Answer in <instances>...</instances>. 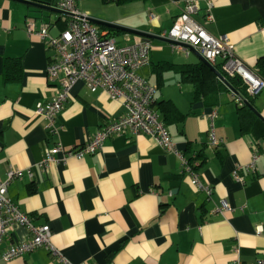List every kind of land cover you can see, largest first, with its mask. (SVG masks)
I'll return each mask as SVG.
<instances>
[{"label":"crops","instance_id":"0c3cea01","mask_svg":"<svg viewBox=\"0 0 264 264\" xmlns=\"http://www.w3.org/2000/svg\"><path fill=\"white\" fill-rule=\"evenodd\" d=\"M207 1L212 4V21L204 22L202 10L194 20L212 37H226L236 58L264 80V0H147L122 6L97 0L104 7L83 0L77 8L90 17L103 13L93 18L99 21L161 35L186 4L197 3L204 9ZM67 21L65 15L0 0V179L5 180L10 171L22 173L9 183L6 197L34 225L49 226L50 244L67 264L264 260V139L240 129L234 94L220 80L225 88L193 101L191 84L181 82L173 71L160 72L163 63L182 65L187 62L180 59L190 58L170 45L152 41L150 62L137 75L155 87L153 110L161 121L164 102L184 115L181 120L171 119L166 128L186 159L201 155L193 164L200 182L210 189L209 196L192 186L175 155L144 135H115L97 154L64 162L61 154H54L59 163H50L47 170L40 166L46 148L78 149L103 124L124 113L120 102L103 91L91 93L82 82L70 90L54 120V134L48 132L47 121L34 113L38 103L55 97L63 80L61 75L53 81L46 77L56 52L37 33L46 27L48 37L56 38ZM28 23L36 34L28 35ZM96 28L114 40L120 35L121 42L115 40L118 45L141 39ZM6 60L18 61L19 68L10 65L18 80H4ZM254 108L264 113V90L254 98ZM212 112L216 113L214 135L221 141L218 147L209 144ZM255 150L259 159L254 171L240 173L242 181L236 182L235 167L248 165ZM222 201L230 211L220 210ZM27 239L26 228L15 226L0 252ZM9 264L63 263L42 247Z\"/></svg>","mask_w":264,"mask_h":264},{"label":"built area","instance_id":"2783aa9c","mask_svg":"<svg viewBox=\"0 0 264 264\" xmlns=\"http://www.w3.org/2000/svg\"><path fill=\"white\" fill-rule=\"evenodd\" d=\"M81 1L83 0H59L53 6L68 15L65 30L58 37H48L46 27L37 33L43 41H46L47 46L56 52L46 68V77L49 81H53L61 75L63 80L55 97L49 102L38 103L34 113L47 121L48 132L54 134V120L61 112L76 82H82L91 93L105 92L110 100L121 103L124 113L103 124L99 131L78 149L65 151L61 145H56L51 149L46 148L40 166L47 170L50 163H59L60 161L53 157L54 154L62 155L61 162L71 157L82 158L85 155L97 154L106 140L115 135H144L154 139L167 153L175 155L182 164L184 172L189 176L192 186L209 196L211 191L200 182L194 164H190L186 157L176 149L166 126L153 110L155 87L137 75V71L146 67L150 62L151 42L139 39L133 43L118 45L113 37L107 33H101L90 24L88 17L78 10L77 4ZM211 8L212 4L208 1L204 9H201L197 3L186 4L170 30L158 36L175 43L170 45L172 50L183 51L186 56L188 50L180 45L192 48L209 65L214 68L219 67L225 76L239 78L249 96H257L264 90V80L249 71L245 64L236 58L226 37H212L201 24L194 20L197 13L202 10L204 22L210 23L212 21ZM27 33L28 35L36 34L33 24L28 23ZM236 102L239 105L243 104L241 98H237ZM260 115L264 119V113ZM215 117L216 113L212 112L209 132L211 147H218L221 143L216 139L212 128ZM258 159L259 155L255 150L248 165L235 167L232 174L233 179L241 182L240 173L253 172ZM21 175L22 173L17 171H10L6 174L5 180L0 179V247L4 240L9 238L15 226L26 228L28 239L0 252V264H9L12 260L42 247L57 257L61 263L67 264L50 244L49 226L34 225L31 218L22 213L6 197L9 183ZM27 176L31 179L30 172H27ZM220 210L230 211L231 208L225 201H222ZM233 264L242 263L237 261ZM252 264H264V260H257Z\"/></svg>","mask_w":264,"mask_h":264},{"label":"trees","instance_id":"16d2710c","mask_svg":"<svg viewBox=\"0 0 264 264\" xmlns=\"http://www.w3.org/2000/svg\"><path fill=\"white\" fill-rule=\"evenodd\" d=\"M35 2H39L48 6H55L59 0H33ZM101 4H114L116 6H122L133 2H145L147 0H99ZM104 29V28H102ZM109 32H113L108 30ZM14 64L15 67L19 68L18 61H5L3 65V77L6 81H15L18 80V77H14L13 73L10 71V65ZM160 72L164 71H173L177 74L181 80V82L189 83L192 85L194 90L193 101L199 100L205 95L213 94L214 92H218L222 90L224 85L220 83V81L216 78V76L209 70L204 64L197 63H188L182 65L163 63L160 66ZM218 72H220L224 77L225 74L219 69V67L215 68ZM160 74V73H159ZM226 81L229 86L234 90L235 93L233 96V102L237 106V116L240 125V129L242 131H248L252 134L256 139L261 138L264 139V123L255 116V114L248 109L244 104L239 105L236 102L237 98H241L242 103L247 101L250 106L254 107V97L249 96L246 93L245 86L241 82V80L237 77H228L226 76ZM225 88V87H224ZM163 105L164 116L162 119L163 124L166 126L171 119L176 118L181 120L184 118V115L177 111V109L169 102L161 103ZM258 111V110H257ZM259 112V111H258ZM261 113V112H259ZM173 114V117H171ZM200 154L196 156V160L200 158ZM196 160L194 158H188L187 161L191 163H195Z\"/></svg>","mask_w":264,"mask_h":264},{"label":"water","instance_id":"95a60500","mask_svg":"<svg viewBox=\"0 0 264 264\" xmlns=\"http://www.w3.org/2000/svg\"><path fill=\"white\" fill-rule=\"evenodd\" d=\"M11 1H17L19 3L27 4V5L31 6L34 9H37V10H42V11L51 12V13H55V14H61V15H65L68 17V15L66 13L61 12L60 10L54 8L53 6H48V5L39 3V2H35L33 0H11ZM88 21L90 22V24H92L94 26L103 27V28L108 29V30L120 31L121 33H125L127 35H132V36L144 39V40H148L150 42L156 41V42L164 43L167 45H174L175 44V43H173V42H171L165 38L159 37L158 35L134 31V30L119 27V26L111 24V23L100 22V21L90 19V18H88ZM180 46H182L183 48H186L190 53H192L197 58L198 62L204 64L209 70H211V72L217 77L218 80H220L222 83H224L228 87V89L230 91H232V93H235L234 90H232V88L229 86L228 82L224 79L223 75L220 72H218L214 67L209 65L208 62L205 59H203L196 51H194L192 48L187 47L185 45H180ZM243 104L248 109H250L255 114V116L258 117L264 123V119L262 118L260 113L254 107L250 106V104L247 101H244Z\"/></svg>","mask_w":264,"mask_h":264},{"label":"rangeland","instance_id":"374dc122","mask_svg":"<svg viewBox=\"0 0 264 264\" xmlns=\"http://www.w3.org/2000/svg\"><path fill=\"white\" fill-rule=\"evenodd\" d=\"M87 2H89V1H93V2H97V0H86ZM98 3V5L100 6V7H104L103 5H101L99 2H97ZM78 5V4H77ZM85 11H82V14L83 15H85L86 17H88V18H90V19H93V18H96V17H102V15L104 16V14L102 13V15L99 13V12H95L91 17H90V15H88V13H84ZM94 20H97V19H94ZM100 19H98L97 21H99ZM100 22H104V21H100ZM97 27V26H96ZM114 38H115V40L117 41V42H121V39H120V35H116V36H114ZM119 44V43H118ZM176 53V52H175ZM189 53V55H190V58H189V60L188 59H185L184 60V57H183V59H180V61L179 62H187L186 64H188V63H190V62H193V61H195V60H197V58L192 54V53H190V52H188ZM178 54H180V53H178ZM178 54H176V55H178ZM172 55H174V53H172Z\"/></svg>","mask_w":264,"mask_h":264}]
</instances>
